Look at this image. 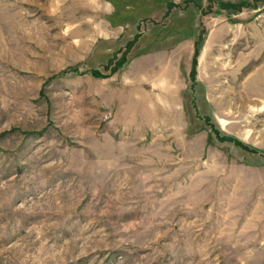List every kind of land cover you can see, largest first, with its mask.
<instances>
[{
  "label": "rangeland",
  "instance_id": "rangeland-1",
  "mask_svg": "<svg viewBox=\"0 0 264 264\" xmlns=\"http://www.w3.org/2000/svg\"><path fill=\"white\" fill-rule=\"evenodd\" d=\"M0 264H264V0H0Z\"/></svg>",
  "mask_w": 264,
  "mask_h": 264
},
{
  "label": "trees",
  "instance_id": "trees-1",
  "mask_svg": "<svg viewBox=\"0 0 264 264\" xmlns=\"http://www.w3.org/2000/svg\"><path fill=\"white\" fill-rule=\"evenodd\" d=\"M169 11H167L165 14H167ZM136 27V33L129 39V45L128 46H125L123 47L122 49H119V48H116L115 50H113V53L111 54V57L110 59H112V57H116L117 55L119 56L120 54L125 58L127 59V57L129 56V54L135 50V47L136 45L138 44L137 42L140 40L139 38L143 37L145 34L142 33V29H141V26H140V21L138 20V22L136 23L135 25ZM144 28V26H143ZM138 31V32H137ZM142 33V34H141ZM142 35V36H141ZM139 39V40H138ZM138 40V41H137ZM129 48V51L125 53V51ZM106 64V63H105ZM104 66L101 67L102 70H100V68H94V69H91L90 70V73L91 75H103L105 72L103 71L104 69Z\"/></svg>",
  "mask_w": 264,
  "mask_h": 264
}]
</instances>
